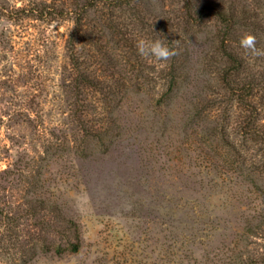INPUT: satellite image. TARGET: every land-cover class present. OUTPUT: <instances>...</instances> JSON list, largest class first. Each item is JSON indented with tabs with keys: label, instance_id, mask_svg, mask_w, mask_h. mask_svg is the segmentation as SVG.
Here are the masks:
<instances>
[{
	"label": "rangeland",
	"instance_id": "374dc122",
	"mask_svg": "<svg viewBox=\"0 0 264 264\" xmlns=\"http://www.w3.org/2000/svg\"><path fill=\"white\" fill-rule=\"evenodd\" d=\"M227 2L240 15L230 45L247 59L237 80L264 95V57L239 44L251 34L264 49V0ZM46 4L0 0V264H264L263 145L217 78L214 19L197 34L182 1L143 0L116 19L126 43L104 30L111 71L86 37L89 71L143 83L104 116L98 92L76 82L71 17L32 10ZM140 39L177 54L150 62ZM170 63L179 81L164 94Z\"/></svg>",
	"mask_w": 264,
	"mask_h": 264
},
{
	"label": "trees",
	"instance_id": "16d2710c",
	"mask_svg": "<svg viewBox=\"0 0 264 264\" xmlns=\"http://www.w3.org/2000/svg\"><path fill=\"white\" fill-rule=\"evenodd\" d=\"M51 4L42 5V7L32 8L34 12L40 15L54 14L55 16H70L73 21V30L69 36V44L72 47L71 57L76 67L85 64L83 72L76 79V82L82 83L86 88L98 92L100 95V105L102 114H112L116 109L123 106L127 93L142 91L143 83L134 81L129 83L122 77L113 76L103 70L102 73L89 71L86 62L80 61L78 48L84 42L86 37L91 40V47L95 53L101 54L107 61V67L113 70L111 65L113 57L112 50L108 48V43L114 42L116 46L121 42L128 41L127 30L124 27L129 25L126 21H116L118 14L126 11H136L140 8L143 0H51ZM182 1V11L186 21L193 22L197 34H200L212 17L216 22V27L212 36L211 44L215 54L217 53L224 64L218 72V80L222 87L234 96L236 102L240 104L245 111L243 117V126L247 134L255 142L263 145L264 155V120L262 112L264 111V95H258V83L253 79L237 80V77L247 66V59L244 55L231 47V37L235 32L236 25L239 23L240 15L235 6H232L227 0H180ZM90 12L97 14V18L89 19ZM133 19H131L132 21ZM134 20H138L134 18ZM133 25H138L136 22ZM104 30L110 40H105V46L98 45ZM127 36V37H126ZM113 46V45H112ZM115 48V46H113ZM213 56V54H211ZM210 56V57H211ZM212 58V57H211ZM173 63V61H172ZM172 63L164 66L166 71L164 75V85L167 87L164 94L173 93L179 81V76L174 73ZM97 70H100L97 69ZM128 83V84H127ZM147 90H144L146 92ZM158 94H160L158 92ZM163 94V93H162ZM116 120V119H115ZM118 128H120L118 126ZM107 129V128H106ZM99 130V131H98ZM96 135L99 140H104L108 134L102 127L97 128ZM116 137L110 135V138ZM73 246L77 248L74 243ZM75 249V250H76Z\"/></svg>",
	"mask_w": 264,
	"mask_h": 264
},
{
	"label": "clouds",
	"instance_id": "9594fccd",
	"mask_svg": "<svg viewBox=\"0 0 264 264\" xmlns=\"http://www.w3.org/2000/svg\"><path fill=\"white\" fill-rule=\"evenodd\" d=\"M61 31H63V29H61ZM239 44L246 55L252 57H264V49L257 48V40L254 35H243L240 38ZM136 47L140 56L149 59L150 62L151 59H155V61L161 62V66H163L165 62L170 61L177 54L175 50L169 48L159 39L155 41L140 39L137 42Z\"/></svg>",
	"mask_w": 264,
	"mask_h": 264
}]
</instances>
